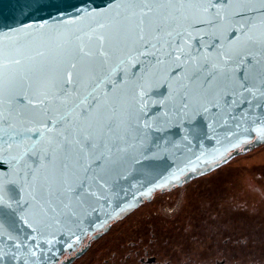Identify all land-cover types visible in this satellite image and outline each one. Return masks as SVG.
<instances>
[{
    "label": "snow or ice",
    "instance_id": "6c2138e0",
    "mask_svg": "<svg viewBox=\"0 0 264 264\" xmlns=\"http://www.w3.org/2000/svg\"><path fill=\"white\" fill-rule=\"evenodd\" d=\"M253 141L264 0H0V264H62Z\"/></svg>",
    "mask_w": 264,
    "mask_h": 264
},
{
    "label": "flooded vegetation",
    "instance_id": "af4514ba",
    "mask_svg": "<svg viewBox=\"0 0 264 264\" xmlns=\"http://www.w3.org/2000/svg\"><path fill=\"white\" fill-rule=\"evenodd\" d=\"M91 239L72 264H264V144L182 186L158 190Z\"/></svg>",
    "mask_w": 264,
    "mask_h": 264
},
{
    "label": "water",
    "instance_id": "95a60500",
    "mask_svg": "<svg viewBox=\"0 0 264 264\" xmlns=\"http://www.w3.org/2000/svg\"><path fill=\"white\" fill-rule=\"evenodd\" d=\"M97 2L100 3L101 0H97ZM263 144H264V143H259V144H257V143H255V141H253L252 144L246 146V150H245L244 148H241V149H239V150H234L233 152H231V153L229 154V155L231 156V159H229L228 162L232 161V160H233L235 157H237V156L247 154L248 152L254 150L255 148H257V147H259V146H261V145H263ZM228 162H227V163H228ZM224 164H226V163H222L219 167H221V166L224 165ZM193 165H194V166H198V167L201 168V169H205V168H206V166L203 165V164L196 165V162H195V161H193ZM219 167H215V166H213L212 170H210V171H207V170L204 171V174H203V175L208 174V173L212 172L213 170H215V169H217V168H219ZM200 176H202V175H198V174H197V175H192V178H191V179H188V180H187L185 183H183L182 185H184V184H186V183H188V182L192 181L193 179L198 178V177H200ZM182 185H181V186H182ZM152 198H153V197H152ZM151 200H152V199H151ZM147 201H149V200L145 199L141 204H139V206H141L142 204H144V203L147 202ZM139 206L135 207L133 210H131V211L128 212L126 215H124V216H122V217H120V218H116V219L108 220L105 224L100 225V226L96 229L95 232L89 231V233H88V234L82 239V241H80V242L77 244L75 251H72V252H66V253H70V254H71V253H75L73 256H71V257H69V258H64V259H63V256H64V254H66V253H64V254H62V255L60 256V261L62 262V264H69V262H70V264H72L77 258L81 257V256L87 251V249L89 248V244H88L85 248H83V249H81V250H79L78 248L81 246V244L83 243V241H84L88 236H91V237H92L91 240L99 238V237L101 236V234H103L104 232H107V231H108V229H109V227H110V222H111V221H113V220H118V219H122V218L128 216V215L131 214L134 210H136ZM94 237H95V238H94Z\"/></svg>",
    "mask_w": 264,
    "mask_h": 264
},
{
    "label": "rangeland",
    "instance_id": "374dc122",
    "mask_svg": "<svg viewBox=\"0 0 264 264\" xmlns=\"http://www.w3.org/2000/svg\"><path fill=\"white\" fill-rule=\"evenodd\" d=\"M168 201H170V200H168ZM167 215H170L168 212L166 213Z\"/></svg>",
    "mask_w": 264,
    "mask_h": 264
}]
</instances>
